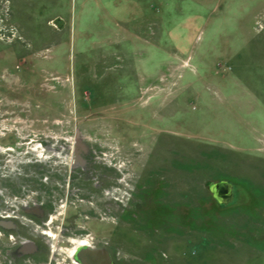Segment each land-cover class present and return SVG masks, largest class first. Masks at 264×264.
I'll list each match as a JSON object with an SVG mask.
<instances>
[{
  "label": "rangeland",
  "instance_id": "obj_1",
  "mask_svg": "<svg viewBox=\"0 0 264 264\" xmlns=\"http://www.w3.org/2000/svg\"><path fill=\"white\" fill-rule=\"evenodd\" d=\"M0 218V264H264V0H0Z\"/></svg>",
  "mask_w": 264,
  "mask_h": 264
},
{
  "label": "water",
  "instance_id": "obj_2",
  "mask_svg": "<svg viewBox=\"0 0 264 264\" xmlns=\"http://www.w3.org/2000/svg\"><path fill=\"white\" fill-rule=\"evenodd\" d=\"M208 191L218 204H227L232 200V187L226 180L212 182L207 186ZM15 224L10 220L0 219V228L12 229ZM36 245L29 241L18 247L20 254H30L36 250ZM78 264H115L110 251L104 247H80L74 253Z\"/></svg>",
  "mask_w": 264,
  "mask_h": 264
},
{
  "label": "bare ground",
  "instance_id": "obj_3",
  "mask_svg": "<svg viewBox=\"0 0 264 264\" xmlns=\"http://www.w3.org/2000/svg\"><path fill=\"white\" fill-rule=\"evenodd\" d=\"M2 217V216H1ZM6 220V219H4ZM51 231H49L50 233ZM58 238L56 237L55 240L56 242H58L59 240H57ZM70 245L69 249L67 250V257L69 258V260H71L72 263L74 264H78L75 260H74V253L75 251L80 248V247H94L91 246V243L88 239H82L80 237H71L69 239V241H67ZM53 246V245H52Z\"/></svg>",
  "mask_w": 264,
  "mask_h": 264
},
{
  "label": "flooded vegetation",
  "instance_id": "obj_4",
  "mask_svg": "<svg viewBox=\"0 0 264 264\" xmlns=\"http://www.w3.org/2000/svg\"><path fill=\"white\" fill-rule=\"evenodd\" d=\"M25 242H20L19 246H21L22 244H24ZM37 250H39V248L37 247Z\"/></svg>",
  "mask_w": 264,
  "mask_h": 264
}]
</instances>
